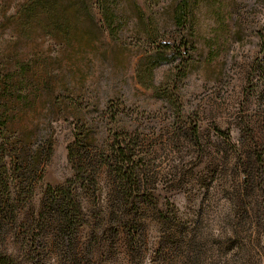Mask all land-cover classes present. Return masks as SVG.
<instances>
[{"label":"rangeland","instance_id":"obj_1","mask_svg":"<svg viewBox=\"0 0 264 264\" xmlns=\"http://www.w3.org/2000/svg\"><path fill=\"white\" fill-rule=\"evenodd\" d=\"M31 1L0 0V57L13 71L33 65L28 80L42 88L20 129L50 115L52 101L64 105L35 207L74 176L77 121L98 134L77 264H264V0H192L188 29L172 21L181 0H123L117 39L100 11L102 32L74 0H43L58 23L44 7L25 21ZM153 43L174 55L151 84L142 76ZM117 136L138 158L140 191L128 201L101 163Z\"/></svg>","mask_w":264,"mask_h":264},{"label":"trees","instance_id":"obj_2","mask_svg":"<svg viewBox=\"0 0 264 264\" xmlns=\"http://www.w3.org/2000/svg\"><path fill=\"white\" fill-rule=\"evenodd\" d=\"M191 1L181 0L175 7L172 21L179 29L189 27ZM74 3L102 32L93 9L100 11L104 30L115 39L119 37L126 23L122 16L123 0H74ZM43 7L48 20L58 23L56 16L51 15L54 3L43 0L29 3L24 12L25 21L28 18L30 22L34 17L37 20L38 10L42 11ZM136 9L141 18L145 17L141 8ZM146 35L151 38L153 33ZM173 48L168 43H153L150 64L143 68L142 77L153 79L156 68L171 64L174 54L169 53ZM32 67L30 63H17L13 71L0 57V264H47L54 256L77 264L80 233L88 223L84 216V196L100 179L96 171L90 170L95 161L91 147L97 142L98 134L91 120L76 119L74 142L68 149L74 176L64 186H48L40 205L35 207L37 186L43 181L54 151L53 122L59 119L55 117L56 111L62 112L64 105L60 100L52 101L50 115L38 118L34 128L18 127L32 104L31 96L38 97L42 92L36 82L28 80ZM104 146L109 150L102 152L101 163L113 170L119 194L128 201L140 191L136 149L133 144L119 141V136L112 145L105 141Z\"/></svg>","mask_w":264,"mask_h":264}]
</instances>
